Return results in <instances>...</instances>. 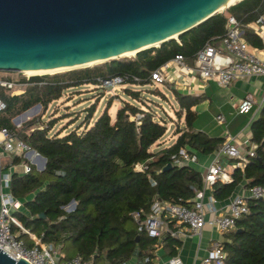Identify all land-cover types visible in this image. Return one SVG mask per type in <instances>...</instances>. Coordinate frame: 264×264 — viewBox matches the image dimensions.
I'll use <instances>...</instances> for the list:
<instances>
[{
    "label": "trees",
    "instance_id": "16d2710c",
    "mask_svg": "<svg viewBox=\"0 0 264 264\" xmlns=\"http://www.w3.org/2000/svg\"><path fill=\"white\" fill-rule=\"evenodd\" d=\"M262 14L264 0H240L176 39L140 50L133 57L32 76V85L22 95L10 96L1 91L5 109L0 112V130L14 131L46 160L41 171L32 165L28 173L13 172L10 176V192L24 200L26 213L14 212L21 227L43 242L54 243L63 259L78 255L90 264H120L146 257V264H151L159 240L139 232L132 213L139 211L145 217L157 199L190 206L196 191L203 187L202 174L190 164L175 163L173 157L181 148L209 155L224 142L221 137L193 128V108L203 95L185 94L169 86L175 103L171 106L181 122L175 120L173 143L156 151L151 147L165 135L167 120L142 97L140 90L130 87L123 91L134 103L123 101L112 117L108 101L89 126L95 111L91 106L79 132L73 129L65 134L50 133L57 121L44 122L40 118L17 128L12 118L36 104L47 109L68 87L83 83L101 85L105 79L133 75L139 81L129 83L151 84V72L175 55H182L190 64L205 44H216L225 35L228 16L239 22L246 41L260 48L261 38L248 26ZM37 82L43 83L38 86ZM163 98L170 101L167 96ZM138 113L142 114L139 124L134 118ZM38 122L44 127L35 126ZM250 132L251 143L257 145L254 156L234 170L231 181L218 180L211 186L216 201L227 199L243 181L248 188L264 187V106L251 122ZM23 161L21 156L13 158V164ZM168 164L171 166L166 168ZM136 165H141V170H136ZM71 201L75 207L67 212L64 207ZM247 203L249 211L235 221V229L225 234L223 264H264V196L248 198ZM19 230L12 224L13 232ZM19 238L31 244L27 235L21 233ZM163 240L170 254L181 244L180 239L171 236Z\"/></svg>",
    "mask_w": 264,
    "mask_h": 264
},
{
    "label": "built area",
    "instance_id": "2783aa9c",
    "mask_svg": "<svg viewBox=\"0 0 264 264\" xmlns=\"http://www.w3.org/2000/svg\"><path fill=\"white\" fill-rule=\"evenodd\" d=\"M257 33H260L264 27V15L258 17L251 23ZM185 73L196 75L201 81L214 80L219 85L225 86L236 79L264 75V60L259 59L242 37L241 25L233 17H227L225 35L219 39L216 44H205L195 55L192 63H187L180 54L175 55L157 69L151 72L150 77L153 82L165 83L171 86L175 79L184 76ZM24 73V72H20ZM29 76L22 79H13L0 74V92L10 96L24 94L26 88L32 85L29 82ZM25 79V80H23ZM138 82L139 79L133 75L117 76L102 81V86H113L116 84ZM43 82H37L40 86ZM255 103L251 96H246L237 105L239 113H247ZM264 103V95L260 104ZM39 105V104H38ZM5 109V104L0 96V112ZM28 110V109H27ZM26 110V111H27ZM142 114L135 115V120L139 124ZM218 122H223L224 117L218 115ZM17 124L19 122L16 121ZM19 127L20 125H16ZM42 128L43 126H38ZM34 127L31 128V130ZM0 133V152L21 153L25 159L22 163V173H28L31 166L39 168L41 156L23 142L14 131L1 129ZM257 145L251 143L244 154L241 153L232 139H226L215 152V158L205 168L203 173V185H213L216 181L229 178L221 163L222 159H227L236 166L243 167L248 157L254 156ZM177 164H191L197 162L195 153H188L185 148H181L177 156L173 157ZM43 167V165H42ZM136 170H141V165H136ZM10 174H4L0 178V250L12 258L24 259L29 264H90L84 262L80 256H74L70 259H63V254L57 251L54 243L43 242L39 237L21 227L14 216L15 211H19L22 201L16 198L9 190ZM154 185V182H151ZM248 198H262L264 196V187L253 186L248 189ZM241 195H234L230 198L226 210L223 212L215 208V199L210 196L204 201V187L197 190L192 204L186 206L183 204L172 203L169 201L155 200L150 212L142 217L139 211L132 213V218L137 223V230L145 231L148 236L162 240L167 236L174 238H183L188 235H198L205 225H209L221 233H227L235 229V221L249 211L247 199ZM69 206V209L65 208ZM64 209L69 212L75 207V202L71 201ZM180 224V227L173 229L169 223ZM12 224L20 228L19 231H12ZM27 235L31 244L19 235ZM225 251L222 242H214L208 251V254L195 264H223ZM147 261V258H144ZM169 264H181L176 256L168 259ZM120 264H129L121 262Z\"/></svg>",
    "mask_w": 264,
    "mask_h": 264
},
{
    "label": "water",
    "instance_id": "95a60500",
    "mask_svg": "<svg viewBox=\"0 0 264 264\" xmlns=\"http://www.w3.org/2000/svg\"><path fill=\"white\" fill-rule=\"evenodd\" d=\"M228 2L0 0V71L64 70L136 53L176 39ZM0 264L29 263L0 250Z\"/></svg>",
    "mask_w": 264,
    "mask_h": 264
},
{
    "label": "crops",
    "instance_id": "0c3cea01",
    "mask_svg": "<svg viewBox=\"0 0 264 264\" xmlns=\"http://www.w3.org/2000/svg\"><path fill=\"white\" fill-rule=\"evenodd\" d=\"M251 23L248 27L261 38L262 46L260 48L252 46L251 44L250 46L256 56L259 59L264 60V27L260 33H257ZM242 37L246 41L243 35ZM183 74L184 76L175 79V82L170 87L185 94L203 95V99L193 108L196 112L193 128L195 130L203 131L211 137H221L224 141L226 139H232L241 153L244 154L251 145L250 124L259 116L261 109L264 106V103L260 104V100L264 95V75L239 78L228 85L222 86L214 80L205 82L201 81L196 75L185 73V71H183ZM246 96H251L255 103L249 112L239 113L236 105ZM218 115L224 117L223 122L217 121L216 117ZM0 139H2L1 133ZM215 152L209 155H197V162L191 163L190 165L198 169L203 176L205 168L215 158ZM16 155L23 157L19 152H0V178H2L4 174H10L11 176L13 172L22 173V163L24 161L20 164H13V158ZM221 163L224 170L229 175V178L223 180V182H229L232 179L234 170L239 166H236L234 162L227 159H222ZM245 184V181L241 182L236 187L233 194L227 199L223 201L215 200V208L224 212L230 198L234 195H241L248 198L249 188L246 187ZM203 187L204 201H207L208 198L212 196V187L211 185H203ZM4 190H9V188H4ZM21 201L22 206L19 211H24L26 213L23 205L24 200ZM169 227L177 229L180 227V224L171 222L169 223ZM225 234L226 233H221L209 225H205L198 235H188L183 238H176L181 240V244L179 247H176V252L174 254H170L168 249H166L163 238L162 240H159V243L153 252L151 264H169L168 259L174 256L180 259L181 264L198 263L208 254V251L214 242L225 241ZM144 258L145 257L140 260L133 259L128 263L146 264Z\"/></svg>",
    "mask_w": 264,
    "mask_h": 264
},
{
    "label": "rangeland",
    "instance_id": "374dc122",
    "mask_svg": "<svg viewBox=\"0 0 264 264\" xmlns=\"http://www.w3.org/2000/svg\"><path fill=\"white\" fill-rule=\"evenodd\" d=\"M134 55L122 56L117 58H128L133 57ZM103 62V61H102ZM101 63V62H97ZM96 63L80 66H92ZM78 68V67H75ZM73 69V68H70ZM64 70H54L46 73H20V72H8V71H0L1 75L6 77H10L13 79H22L26 77L32 76H42V75H53L55 73H59ZM30 86V85H29ZM126 87H130L136 90L141 91V95L143 98L148 99V101L152 104L159 115H162L163 118L167 120V131L165 135L151 147L152 151H156L163 146H167L173 143L175 139L174 135V123L175 120L181 122V120L177 119L174 113L175 106L174 101L171 99V90L169 86L165 83H156L152 82L151 84H132V83H122L116 84L113 86H102L100 84H92V83H83L77 86L68 87L62 96L58 99L53 100L47 107L44 109L41 105H34L29 108L27 111L22 112L16 117L19 118V122L15 123V118H12V123L16 125H20L17 128H21V126L33 118H40L41 121L47 122L50 119H55L57 123L54 125L50 133L60 132L61 134H65L73 129H78L77 131H81L84 128V118L88 111V108L91 106L95 107V111L93 117L89 121V126L94 122V120L100 115V113L106 108L108 101H111V106L108 110L109 114L114 117L115 112L118 107H120L123 101H128L130 103H134V101L125 95L123 89ZM159 92V94H158ZM167 96L170 101H167L163 98ZM30 113V114H28ZM26 114H28L25 118ZM35 126H43L40 122H38ZM36 169H38L35 166ZM69 209V206L65 208ZM57 251L60 250L57 247ZM61 253V252H60ZM130 259L128 262L132 261Z\"/></svg>",
    "mask_w": 264,
    "mask_h": 264
},
{
    "label": "bare ground",
    "instance_id": "6f19581e",
    "mask_svg": "<svg viewBox=\"0 0 264 264\" xmlns=\"http://www.w3.org/2000/svg\"><path fill=\"white\" fill-rule=\"evenodd\" d=\"M240 0H229L228 4H234L236 2H238ZM135 54V51H131V52H127V53H124L122 54L121 56L119 57H122V56H129V55H134ZM54 70H59V69H44V70H25L23 71L24 73H28V74H35V73H46V72H50V71H54ZM30 114V113H28ZM28 114H26L24 117L22 118H25ZM37 160H39V168H42V165H43V159L40 158V157H37Z\"/></svg>",
    "mask_w": 264,
    "mask_h": 264
}]
</instances>
